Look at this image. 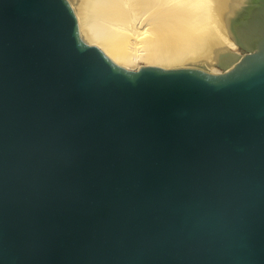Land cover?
I'll list each match as a JSON object with an SVG mask.
<instances>
[{"label":"water","instance_id":"water-1","mask_svg":"<svg viewBox=\"0 0 264 264\" xmlns=\"http://www.w3.org/2000/svg\"><path fill=\"white\" fill-rule=\"evenodd\" d=\"M200 1L241 54L199 16L126 68L69 0H0V264H264V0Z\"/></svg>","mask_w":264,"mask_h":264},{"label":"bare ground","instance_id":"bare-ground-1","mask_svg":"<svg viewBox=\"0 0 264 264\" xmlns=\"http://www.w3.org/2000/svg\"><path fill=\"white\" fill-rule=\"evenodd\" d=\"M82 39L101 48L126 68L167 67L185 60V47L202 17L229 50L240 47L200 0H69ZM209 71L223 72L214 53L206 51ZM205 66V61L202 62Z\"/></svg>","mask_w":264,"mask_h":264},{"label":"flooded vegetation","instance_id":"flooded-vegetation-1","mask_svg":"<svg viewBox=\"0 0 264 264\" xmlns=\"http://www.w3.org/2000/svg\"><path fill=\"white\" fill-rule=\"evenodd\" d=\"M253 2H257V0H253Z\"/></svg>","mask_w":264,"mask_h":264}]
</instances>
